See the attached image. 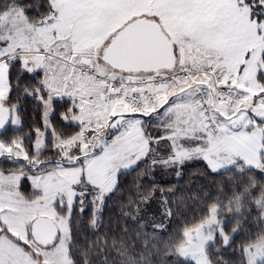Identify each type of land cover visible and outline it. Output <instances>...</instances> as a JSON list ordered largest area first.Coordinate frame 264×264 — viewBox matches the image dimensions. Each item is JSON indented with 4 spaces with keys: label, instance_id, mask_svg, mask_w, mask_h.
<instances>
[{
    "label": "rangeland",
    "instance_id": "374dc122",
    "mask_svg": "<svg viewBox=\"0 0 264 264\" xmlns=\"http://www.w3.org/2000/svg\"><path fill=\"white\" fill-rule=\"evenodd\" d=\"M51 4L52 12L48 17L30 26L28 31L15 32L13 46L2 50V53L18 50L19 54L10 56L12 60L20 59L28 71L41 70L45 75L44 85L50 92L49 98L43 101L44 130L39 132L35 142L36 152L44 146L45 133L51 129L52 100L80 99L77 94L64 91L78 76L76 71L72 78L73 74L67 71L70 67L65 60L70 53L83 57L82 61L91 63L99 73L103 69L122 79L133 77L135 73L111 69L102 61L101 54L118 32L140 19L156 22L163 28L161 31L176 50L177 64L196 68L199 61H204L203 69L213 65L219 77L230 79L240 91L241 98L236 105L240 101L244 103L224 118H217L216 111L213 112L215 119L223 124L215 133L204 128L212 134L205 144L184 126L187 114L195 120L199 112L203 127L198 95L193 100L183 94L172 102L176 112L171 113L173 118L166 123L172 132L156 140L153 148L142 127L144 119L150 116L144 118L143 115L149 114L140 112L142 109L120 105L118 112L123 115L103 120L101 108L97 117L85 115L86 110L80 108L84 111L72 121L81 124V131L67 140L55 136V145L62 152L61 161L74 165L60 164L52 170L35 173L28 169L8 174L0 171V264H71L69 215L61 216L56 206L67 207L71 213L78 198L83 208L90 198L96 211H101L116 186L118 174L134 168L141 160L183 165L203 158L214 171L241 163L242 167L256 169L264 175V87L258 79L259 73H264V20L255 17L245 0H51ZM33 51L40 57L34 56ZM200 76L208 84L212 83L211 77ZM7 87L10 88L9 82L0 81V89ZM181 102L189 104L188 113L178 110ZM132 111L139 115L128 113ZM10 112L12 127H20L17 109L13 107ZM165 113L160 110L155 115L165 120ZM186 138H195L199 145L185 146ZM5 154L9 158L25 157L31 168L41 163L27 160L18 141L7 145L0 139V157ZM23 179H27L32 191L39 195L25 199L19 190ZM136 210L149 227L160 231L167 228L169 211L161 190L149 197H140ZM38 218L50 219L58 226L59 239L54 246L42 247L31 236V226ZM184 236V242L176 251L181 258L195 264H211L207 247L218 237L224 243L230 240L223 230L217 205L202 223L185 230ZM247 256L249 264H264V238L247 249Z\"/></svg>",
    "mask_w": 264,
    "mask_h": 264
},
{
    "label": "trees",
    "instance_id": "16d2710c",
    "mask_svg": "<svg viewBox=\"0 0 264 264\" xmlns=\"http://www.w3.org/2000/svg\"><path fill=\"white\" fill-rule=\"evenodd\" d=\"M245 1L255 17L264 20V0ZM13 8L21 9L32 24L52 12L51 0H0V17ZM258 79L264 87L263 72ZM8 82L7 105L17 109L21 125L13 128L10 123L0 139L7 145L18 141L27 160L41 163L31 168L25 157L9 158L5 154L0 157V171L8 174L28 169L35 173L52 170L60 164L74 165L61 161L62 152L55 145V136L67 140L81 131V124L72 121L77 102L71 97L52 100L51 129L45 133L44 146L36 152L35 142L44 130L43 101L49 98L42 72H30L20 59H14L10 62ZM154 115H143L150 118L144 119L142 125L151 148L169 130L165 120ZM198 142L186 138L183 144L196 147ZM158 189L163 192L169 211L167 228L163 231L149 227L136 210L140 197H149ZM19 190L27 200L39 195L32 191L27 179L21 181ZM86 203L83 208L78 198L71 213L67 207L56 206L61 216L69 215L71 264H195L181 258L176 249L184 242L185 230L202 223L215 205L230 240L224 243L218 237L207 247L211 264H249L247 249L264 238V175L256 169L242 167L241 163L214 171L203 158L183 165L144 159L118 174L116 186L101 211H96L90 198ZM8 235L15 238L11 233ZM24 249L29 251L26 245Z\"/></svg>",
    "mask_w": 264,
    "mask_h": 264
},
{
    "label": "crops",
    "instance_id": "0c3cea01",
    "mask_svg": "<svg viewBox=\"0 0 264 264\" xmlns=\"http://www.w3.org/2000/svg\"><path fill=\"white\" fill-rule=\"evenodd\" d=\"M33 26L32 23L28 22V20L26 19L24 13L22 10H19L17 8H13L11 10H9L8 12L4 13L1 17H0V81L8 82V71H9V67H10V62H11V55H15V54H19L17 53V51H12V52H6V53H2V50L4 48H6L8 45L13 46V41L15 40L14 35L15 32L20 31V30H24V31H28L29 27ZM162 31L163 28H161ZM66 49V48H65ZM175 55H176V50L174 49ZM32 54L36 57H40L39 54H37L35 51L32 52ZM83 57H78L77 54H75V52L70 53L69 58L67 60H65V63L70 67L67 68L68 73L70 72L72 75V78H74V73H76V71L78 72V76H76V81L73 82L72 84H70L69 88L65 87L64 91L66 92L67 90L80 97V99H78L77 102V110L74 111V114L72 116V119L74 118V116L78 115L79 113H81L82 111L86 110L85 115L87 114H91L92 117H97L98 115H100L101 111L99 110L101 108V110H103V120L104 119H109L110 117H113V119L116 116H120L123 114H120L118 112V110H120V105L119 104H111L110 102L107 101V99L104 96V92L105 89L103 88L102 85H100L94 76L92 75H88V74H82L75 66L74 64L78 61H80ZM177 58V55H176ZM93 62V60H92ZM204 61H199L196 64V69H203V63ZM25 66V63L22 62ZM198 65V66H197ZM96 68V65H95ZM98 69L100 68L99 66L97 67ZM102 72L101 73H106L109 74L111 76H115V74H113L112 72H108L106 70L101 69ZM41 71V70H39ZM36 72V71H35ZM42 72V82L44 84V78L45 75ZM70 75V74H69ZM70 75V76H71ZM153 74H144V73H135V76L133 77H129L126 76L127 79H122L124 81L127 82H135V81H139L142 80L144 78H149L151 77ZM199 85L201 86H208L210 87V84H208V82H205L202 80L201 76L197 77L196 80ZM50 81H48V86H50ZM45 88L49 91V87H47V85H44ZM51 88V87H50ZM120 89L123 92H129L131 90L130 86H122L120 87ZM10 88H4V89H0V102L2 103V105L6 108H8L9 112L11 111V108L7 105V96L9 93ZM197 91H198V86H195L194 83L191 80L185 81V82H172L170 87L167 89H160L159 91H151L150 93V97L145 99V105L144 108L140 111V112H146L148 114L151 113H158V111L160 110H164L165 113V122L168 123V120L173 118V115L171 114L172 112L175 111V104L172 103L175 100H179L180 96L183 94H186L187 97L189 98H193V100H196V96H197ZM211 91V90H210ZM50 92V91H49ZM188 93V94H187ZM4 94V95H3ZM3 98H5V101L3 100ZM72 98V97H71ZM210 98H211V102L213 104V110L216 111L215 115H218L217 118H224L223 116H227V113L229 111H234L237 110L239 107L243 106V101H240V103L238 105H236V107H232L229 104V101H227L226 99L218 96L217 94L211 93L210 92ZM86 104H88L89 107L86 106ZM161 105V106H160ZM99 106V107H98ZM160 106V108H159ZM86 107V109H85ZM189 104H185L182 103L180 105H178V110L181 111H186L188 113V108ZM84 109V110H81ZM159 108V110H158ZM92 110V112H91ZM108 112V114H107ZM176 112V111H175ZM11 113V112H10ZM123 113V112H122ZM128 113H132V114H138L136 112H128ZM107 114V116H106ZM199 112L197 113V117L194 120L193 117H191L190 115L187 114L188 119L184 122V126L186 127V129L190 130L192 132V134H194V136L197 137H201V143H207L209 136L212 135L209 132H206L204 130L205 126L203 124V127L200 124V119L198 116ZM125 115V114H124ZM186 115V114H185ZM184 115V118H187V116ZM156 116V115H155ZM10 123L12 125V121H11V115H10ZM18 128V127H17ZM171 133L172 130L169 129L168 133ZM182 140V139H181ZM180 140V141H181ZM70 167V166H67Z\"/></svg>",
    "mask_w": 264,
    "mask_h": 264
},
{
    "label": "water",
    "instance_id": "95a60500",
    "mask_svg": "<svg viewBox=\"0 0 264 264\" xmlns=\"http://www.w3.org/2000/svg\"><path fill=\"white\" fill-rule=\"evenodd\" d=\"M102 61L111 69L124 73H157L175 65L172 43L153 21L136 20L118 32L105 46ZM10 125V112L0 102V135ZM35 242L45 248L59 239L58 226L50 219L38 218L31 226Z\"/></svg>",
    "mask_w": 264,
    "mask_h": 264
},
{
    "label": "built area",
    "instance_id": "2783aa9c",
    "mask_svg": "<svg viewBox=\"0 0 264 264\" xmlns=\"http://www.w3.org/2000/svg\"><path fill=\"white\" fill-rule=\"evenodd\" d=\"M82 60L79 64H75V67L84 74L95 77L96 81L105 89L104 96L111 104L126 105L138 109L143 105L145 99L150 97L151 91L167 89L170 83L174 81L192 80L196 85L195 80L200 75L214 79L213 83H211L213 92L229 101L231 106H235L236 102L241 98L239 91L232 85L230 79L220 78L212 69L199 70L186 65H179L168 73H154L149 78L127 82L117 76L96 72L91 63ZM122 86H130L131 90L125 93L120 89ZM197 95L199 106L202 107L200 116L203 119L204 126L210 132L215 133L221 128L223 123L216 120L213 115V104L210 101L209 92L205 88L198 86Z\"/></svg>",
    "mask_w": 264,
    "mask_h": 264
},
{
    "label": "bare ground",
    "instance_id": "6f19581e",
    "mask_svg": "<svg viewBox=\"0 0 264 264\" xmlns=\"http://www.w3.org/2000/svg\"><path fill=\"white\" fill-rule=\"evenodd\" d=\"M206 69H212L217 75H219V74L216 72V67L214 68L213 65H211L210 67H208V68H206ZM220 78H221V77H220ZM213 80H214V79H212V83H213ZM155 91H156V90H155ZM145 103H146V102L144 101L143 105L141 106L142 108H144ZM141 107L138 108L137 110L141 109ZM131 108H132V107H131Z\"/></svg>",
    "mask_w": 264,
    "mask_h": 264
}]
</instances>
